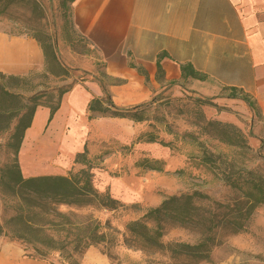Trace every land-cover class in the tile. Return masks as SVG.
Instances as JSON below:
<instances>
[{"label": "rangeland", "instance_id": "374dc122", "mask_svg": "<svg viewBox=\"0 0 264 264\" xmlns=\"http://www.w3.org/2000/svg\"><path fill=\"white\" fill-rule=\"evenodd\" d=\"M0 32L32 37L50 46L60 65L68 70L66 75L37 77L31 83L10 80L9 75L0 73V88L19 94L18 99L23 104L31 105L26 98L35 91L47 93L55 103L60 91L74 83L90 78L105 84L112 82L105 74L101 54L75 29L71 5L64 4L63 0L13 3L0 0ZM174 91L172 88L153 93L150 100L137 105L144 120L134 123L128 119L136 126L133 141L139 138L137 144L123 145L106 137L86 146L87 157L96 167L94 187L99 192H108L124 205L136 203L140 209L76 208L31 197V209L27 213L33 223L44 226V236L39 235L40 240L46 244H69L76 238L73 235L76 228L98 224L107 238L89 247L80 257L75 256L78 264H264V206L253 211L245 223V230L239 233L228 230L230 224L227 222L234 220L232 215L223 217L230 208L214 210L220 205L232 207L235 201L242 200V194L224 182V173L235 176L254 170V175L264 179V126L256 113L235 111L232 107L235 102L226 100L229 98L225 90L215 96L188 92L174 95ZM197 99L209 100L210 104H202ZM19 118L8 115L0 118V225L6 234L0 236V252L6 245H14L16 256L44 264H65L68 260L62 259L56 251L49 252L44 259L35 257L34 247L42 248L36 237H29L30 243L17 239L22 233L16 210L20 204L23 211L26 209L16 198L14 186L17 164L11 134ZM209 121L235 126L245 142L235 140L234 144H228L217 134L227 133L232 138L229 128L207 126ZM205 154L216 159V167L204 163ZM81 168L79 164L74 165L71 173ZM195 191L208 196V200L202 202L203 208L218 214L214 224L219 223V229L214 230L209 262L168 259V255L145 252L125 244L124 240L130 238L125 229L128 222L159 206L167 197L190 195ZM38 213L43 214L34 217ZM198 240L199 235L191 230L164 227V243L195 244ZM102 257L106 263L100 262Z\"/></svg>", "mask_w": 264, "mask_h": 264}, {"label": "crops", "instance_id": "0c3cea01", "mask_svg": "<svg viewBox=\"0 0 264 264\" xmlns=\"http://www.w3.org/2000/svg\"><path fill=\"white\" fill-rule=\"evenodd\" d=\"M71 14L75 29L101 54L106 76L123 81L107 86L115 106L134 107L172 88L174 95L215 96L225 90L235 111L256 113L264 126V0H74ZM161 55L163 73L157 81ZM180 65L205 79H182ZM43 67L34 38L0 32V73L21 76ZM103 95L100 83L90 78L62 95L49 122V109L37 107L18 153L24 179L67 176L76 155L106 137L132 143L136 126L128 119L88 121L90 101ZM15 251L6 245L0 264H44Z\"/></svg>", "mask_w": 264, "mask_h": 264}, {"label": "trees", "instance_id": "16d2710c", "mask_svg": "<svg viewBox=\"0 0 264 264\" xmlns=\"http://www.w3.org/2000/svg\"><path fill=\"white\" fill-rule=\"evenodd\" d=\"M8 1L13 3L21 0ZM63 2L64 4L71 5L74 0H63ZM35 40L40 45L44 56V67L42 71H31L21 76L9 75L8 78L10 80H21L25 83H31V80L37 77H46L48 75L60 77L68 73V70L62 67L58 62L51 47L42 45L37 39ZM161 57H163V55H161L157 61V81H160V77L163 73L159 62ZM129 65L130 67H135L131 61L129 62ZM180 70L182 79L189 76L198 80L205 79L203 75L194 72L189 65H180ZM137 71L147 79L144 70L137 67ZM111 80L112 82L108 84L99 81L104 95L102 98H94L90 101L87 109L88 121L107 117L129 119L134 123L143 121L144 118L138 112L140 106L119 108L114 105L107 86L119 85L122 84L123 81L118 79ZM71 87L72 85L62 89L58 94L55 103H52L51 96L47 93L35 91L30 98H26L31 105L20 102V99H18L19 94L0 88V118L5 115L12 117L20 116L15 130L11 134L15 161L17 164V166H15L17 170V180L14 181V186L16 188L15 196L20 203L26 205L24 211L21 204L16 210V218L20 220L18 228L21 229L20 231L22 233L17 239H21L24 243H30L29 237H36L37 244L42 247H34V256L39 259H44L50 254L49 252L56 251L62 259L65 258L69 261H65V264H78L77 260H74V257H80L89 247L103 243L107 238V234L100 230L98 224H86L84 227L76 228V232L73 234L76 238L69 244L58 242L46 244L38 238L39 235L44 236V226L33 223V220L29 218L27 213V211L31 209L29 198L32 197L39 201L46 200L54 205H65L76 208L92 207L106 211H117L119 209L122 211L127 209L139 210L140 207L136 203L124 205L118 200L112 198L108 192H99L94 187L93 170L96 167L87 157V147H84L83 151L77 154L74 159V165L79 164L82 166V168L75 173H71L72 171H70L67 176L46 175L27 179H24L21 176L18 164V153L25 131L32 123L35 110L40 106L48 108L49 122L59 108L62 95ZM229 96L234 97L233 90H231ZM20 97L24 98L22 96ZM43 98H46V100L42 101ZM196 101H199L202 104H210V101L206 99H197ZM243 101H246L245 98ZM4 102L6 103L3 104ZM206 125L210 127L229 128L232 138H230L227 133L221 134L218 132L217 134L228 144H234L235 140L245 142L243 134L235 126L214 121L206 122ZM138 142H140V139L136 138L131 145L137 144ZM204 159L206 165L211 168L216 167V159L213 156L205 154ZM253 173L254 170H249L235 176L233 173L223 174L224 182H226L232 189H235L242 194V200L235 201L232 207L229 205H220L214 209L217 211V209H220L218 207H221L224 210L230 208L229 212L223 214V217L225 218L232 215L234 218L232 222H227L230 224L228 230L232 233L244 231L245 223L250 218L253 211L259 206H264V179ZM204 200H208V196L197 191L190 195L170 196L163 199L159 206L146 210L140 218L126 224L125 229L130 238L124 240L125 244L145 252L168 255V259L184 258L185 260L194 262H209L210 254L214 247V230L219 229V223L216 225L214 224V220L218 215L216 212L211 213L203 208L202 202ZM43 213H38V215L35 214L34 217H39V215H42ZM67 224L70 223L67 222ZM166 225L191 230L199 235V240L195 244L180 243L176 241L164 243L162 238L164 236V227ZM108 231H111V228H108ZM3 234L6 235L3 231V227L0 225V236ZM13 237L14 236L11 235L9 236L10 239H13Z\"/></svg>", "mask_w": 264, "mask_h": 264}, {"label": "bare ground", "instance_id": "6f19581e", "mask_svg": "<svg viewBox=\"0 0 264 264\" xmlns=\"http://www.w3.org/2000/svg\"><path fill=\"white\" fill-rule=\"evenodd\" d=\"M36 122H40V119H39V117L36 119Z\"/></svg>", "mask_w": 264, "mask_h": 264}]
</instances>
